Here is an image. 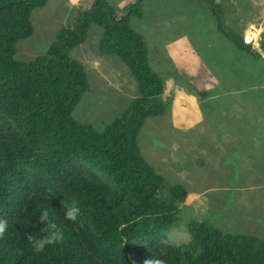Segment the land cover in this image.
<instances>
[{
	"label": "trees",
	"instance_id": "16d2710c",
	"mask_svg": "<svg viewBox=\"0 0 264 264\" xmlns=\"http://www.w3.org/2000/svg\"><path fill=\"white\" fill-rule=\"evenodd\" d=\"M48 0H0V264H264V239L226 233L203 220L187 225L189 239L167 242L178 206L188 199L142 156L138 136L148 118L159 117L163 80L151 67L143 38L130 24L141 17L140 1L121 14L106 0H86L46 52L31 61L16 58L19 41L34 28L31 14ZM102 29L100 54L119 59L132 75L137 96L97 130L73 112L89 82L71 51L91 27ZM241 51L260 54L243 34H228ZM199 100L206 92H195ZM75 202L81 214L65 219ZM49 213L63 241L35 252L33 240L48 235L39 223Z\"/></svg>",
	"mask_w": 264,
	"mask_h": 264
},
{
	"label": "rangeland",
	"instance_id": "374dc122",
	"mask_svg": "<svg viewBox=\"0 0 264 264\" xmlns=\"http://www.w3.org/2000/svg\"><path fill=\"white\" fill-rule=\"evenodd\" d=\"M106 1L121 14L140 1L142 16L132 17L130 24L143 38L149 63L163 80V102H170L167 95L172 94L176 84L207 93L201 100L203 119L195 126L175 131L165 110L159 117L148 118L138 136L142 156L168 183L184 186L189 194H199L178 206L177 220L167 233V242L171 245L187 242V225L195 220L206 221L226 233L249 235L239 227L237 215L242 211L238 208L253 210V201L260 199L253 186L264 183V169L251 162L231 163L230 158L235 155L233 141L214 140L212 135L264 131V123L240 124L246 119H264V0ZM61 3L62 0H52L32 12L35 36L18 42V60L31 61L46 52L55 31L64 24ZM232 5L246 15H236ZM80 10L69 17L67 24ZM219 28L228 34H243L260 58L241 51ZM101 36L100 27H91L86 42L70 53L84 65L90 79L89 89L73 116L80 121L78 113L82 116L84 111L100 131L130 104L124 93L137 96L134 79L115 57L135 85H125L119 93L113 86L98 82L93 66L106 57L98 50ZM121 73L127 77L124 70ZM105 77L121 81L115 75ZM246 202L248 205L244 206ZM258 207L256 204L255 208Z\"/></svg>",
	"mask_w": 264,
	"mask_h": 264
},
{
	"label": "crops",
	"instance_id": "0c3cea01",
	"mask_svg": "<svg viewBox=\"0 0 264 264\" xmlns=\"http://www.w3.org/2000/svg\"><path fill=\"white\" fill-rule=\"evenodd\" d=\"M51 1L52 0H48L46 5L49 4ZM85 2L86 0H62L61 4L64 5L63 7L64 18L61 20V23H64V24L60 25L59 28L55 31L53 40L55 39L58 31L62 27L67 25V21L69 17L73 15V13H75L76 10L83 8L82 6L85 7ZM231 8L233 9L236 15H238V13L239 15L240 13L244 16L246 15V12H244L241 9H238L237 5H232ZM33 28L35 31L34 26ZM34 31L30 37L35 36ZM119 66H122V65H120V63H118V61H116L112 56L111 57L106 56L104 57V59L101 60L99 64L95 62V65L93 66V68L95 69V71H97L98 82L101 83L102 86H105V85L107 87L113 86L115 90H117L119 93H122L123 90L126 88V86H129L130 84L133 85L134 82L131 81L132 80L131 77L127 75L124 69L125 66L124 67H119ZM123 70L126 73L127 77L123 76V74L121 73V71ZM106 74L118 76V78H120L121 81L119 82L111 81L110 79H107L105 77ZM87 77H88V82L90 85V79H89L88 73H87ZM195 92H196L195 90H192V89L189 90L187 86L181 83V84L174 85L172 94L167 95L168 97H170V102H169L166 114L170 115V117L168 118L170 122V126L171 128L175 129V131L177 129L182 130L188 127L190 128L192 126H195L197 122L203 119V113L201 109L202 102L201 100L198 99ZM123 96L128 101H132L135 98V97L133 98L131 94L124 93ZM95 108L97 109V107ZM81 113H82V116L80 113H78L77 119H79L80 121L89 123L93 126L95 125L94 120H92V117L90 115L88 117V114H86L84 111H81ZM259 120H262V121H259ZM246 123H251V124L264 123V119L257 118L256 120L246 119L244 121H240V124H246ZM212 139L220 140V141H233L231 146L233 147V150L235 151V155H233L230 158L231 163L235 161H237L238 164H241V163L247 164L251 162L253 164L259 165L260 169H264V131L221 132L216 135H212ZM253 188H255L256 189L255 191L260 195V199H255L253 201V204H252L253 210L250 212H248V210L245 207H244L245 210L242 207H240L242 208L240 210L238 208V211H242V212L237 215L238 216L237 222L239 223L240 228L243 227V229H245L246 234L257 236L261 239H264V189L260 192V190L264 188V183H262L261 185L257 187L253 186ZM195 195L199 196V194H189L188 192L187 201L192 200V199L194 200ZM256 204L259 205L258 208H255ZM246 205H248L247 202L245 203L244 206ZM240 233L243 234L242 232Z\"/></svg>",
	"mask_w": 264,
	"mask_h": 264
},
{
	"label": "clouds",
	"instance_id": "9594fccd",
	"mask_svg": "<svg viewBox=\"0 0 264 264\" xmlns=\"http://www.w3.org/2000/svg\"><path fill=\"white\" fill-rule=\"evenodd\" d=\"M80 214V208L76 206L75 202H73V205L66 209L65 219L71 222H76ZM38 219L39 223L45 225L46 231H48L49 228H51L52 230L48 231V235L44 236L43 238L35 240H33L31 237L29 238L33 250L37 253L42 252L46 246L59 243L64 239L63 232L55 230V224L49 225V213L47 210L41 211ZM8 228L9 223L7 219L0 217V238H2L4 234L8 231ZM145 264H165V262L159 258H150L145 261Z\"/></svg>",
	"mask_w": 264,
	"mask_h": 264
}]
</instances>
